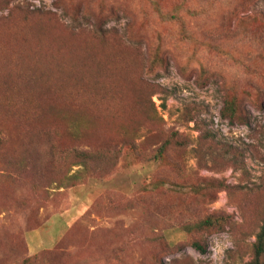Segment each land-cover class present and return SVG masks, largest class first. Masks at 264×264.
Wrapping results in <instances>:
<instances>
[{"label":"rangeland","instance_id":"rangeland-1","mask_svg":"<svg viewBox=\"0 0 264 264\" xmlns=\"http://www.w3.org/2000/svg\"><path fill=\"white\" fill-rule=\"evenodd\" d=\"M6 2L0 264H251L264 227V0ZM34 25L54 49L120 54L130 89L118 97L98 79L95 100L66 86L38 102L41 74L52 75L48 94L64 81L9 48ZM76 153L101 157L81 166Z\"/></svg>","mask_w":264,"mask_h":264},{"label":"trees","instance_id":"trees-1","mask_svg":"<svg viewBox=\"0 0 264 264\" xmlns=\"http://www.w3.org/2000/svg\"><path fill=\"white\" fill-rule=\"evenodd\" d=\"M10 1L12 0H8V2L5 3L6 7L11 3ZM18 12L23 15V18L26 21L28 16L27 12L22 9H18ZM37 14L38 16L49 15V13L43 15L40 13ZM100 17L101 13H98V15L95 16L96 22L100 21ZM27 27L29 29L26 37L24 35L11 40L8 43L9 48L18 51L17 56L24 65H27L28 61L30 62L35 57L34 64L36 66H41L42 63L48 62V67L50 69L60 70V74L64 81V83H62L59 78L54 80V84H57L59 81L60 83L57 84L58 86H54L55 88H52V94H48L47 91L51 85L49 83V78L52 77V75L41 74L40 78L42 79V83L35 85L31 74L33 71H29L25 80L28 83L33 82L34 89L32 90V97L38 102H46L53 97H61L66 86H69L73 90V95H75L77 90L80 95H84L85 92L87 93V91H89L92 96L88 99H90V101L91 99L95 100L96 91H94V86L91 85H93L98 79L101 80V83L105 86L108 93L115 94L118 97L120 96L121 90L130 89V83L127 84L130 79L126 78V75L129 73L128 62L120 54L109 55L107 58L104 56L99 57V55L87 44L63 52L59 49L58 45H55L54 49L48 42L53 39V36L50 34L51 31L48 30V28L37 25ZM62 38V36L58 38V41H61ZM40 43H42V45H40ZM53 60L54 62H52ZM33 86L25 85L26 88H32ZM2 88L4 90L5 88L8 89L4 83H0V92H2ZM48 106H50V104ZM236 110V101L231 100L226 103L225 108L222 111V117L225 119L228 118L230 121V119L232 120L236 117ZM170 146V141L164 142L158 148L154 159L156 161L163 160L166 151ZM100 157V154L76 153L72 156V159L74 160L75 165L86 166L89 162L99 160ZM211 225L212 223L210 220H206L198 224L196 228L202 229L205 227H211ZM191 248L200 255L206 253L205 246L197 241L191 243ZM29 261L30 259L25 260L22 264H29ZM251 264H264V227L260 229V232L256 236Z\"/></svg>","mask_w":264,"mask_h":264}]
</instances>
